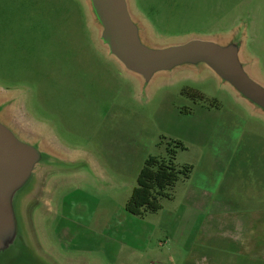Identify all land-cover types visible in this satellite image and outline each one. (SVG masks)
Segmentation results:
<instances>
[{
    "label": "rangeland",
    "instance_id": "obj_1",
    "mask_svg": "<svg viewBox=\"0 0 264 264\" xmlns=\"http://www.w3.org/2000/svg\"><path fill=\"white\" fill-rule=\"evenodd\" d=\"M132 9L156 47L234 32L264 57V0H132ZM98 37L86 0H0V99L14 98L17 128L41 132L60 155L20 194L30 246L0 264H36L39 249L55 264H264L246 254L264 242V114L205 65L144 85ZM174 141L190 178L159 211L129 213L144 159L166 157Z\"/></svg>",
    "mask_w": 264,
    "mask_h": 264
},
{
    "label": "water",
    "instance_id": "obj_2",
    "mask_svg": "<svg viewBox=\"0 0 264 264\" xmlns=\"http://www.w3.org/2000/svg\"><path fill=\"white\" fill-rule=\"evenodd\" d=\"M86 1L99 28L100 46L126 72L140 77L144 85L161 74L175 76L187 68L205 65L250 107L264 114V83L250 72L244 43L236 33L214 40L193 38L181 44L156 47L134 13L131 0ZM11 99L14 98L0 99V260L13 254L9 259L17 261L30 246L28 233L29 237L34 235L31 217L25 213L26 221L22 212H17L18 203L25 199L20 194L32 180L41 183L45 170L53 169L54 160L58 161L60 155L52 150L41 132L35 131L31 137L17 128L10 117ZM35 196L37 193L32 199ZM39 252L36 264H55Z\"/></svg>",
    "mask_w": 264,
    "mask_h": 264
},
{
    "label": "trees",
    "instance_id": "obj_3",
    "mask_svg": "<svg viewBox=\"0 0 264 264\" xmlns=\"http://www.w3.org/2000/svg\"><path fill=\"white\" fill-rule=\"evenodd\" d=\"M183 93L194 98L203 99L197 91L185 89ZM175 144V148H172ZM166 157L149 156L139 172L137 186L134 188L126 209L129 213L143 216L147 212H157L162 209L160 199L170 198L168 190L173 189L181 177L188 179L193 171L192 165L179 168L176 163L177 149H186L180 141L169 144Z\"/></svg>",
    "mask_w": 264,
    "mask_h": 264
},
{
    "label": "crops",
    "instance_id": "obj_4",
    "mask_svg": "<svg viewBox=\"0 0 264 264\" xmlns=\"http://www.w3.org/2000/svg\"><path fill=\"white\" fill-rule=\"evenodd\" d=\"M131 4H132V0H131ZM138 18L143 22L144 26L147 29L148 34L150 35V30L148 28V26L146 25V23L142 20V18L135 13ZM223 37V36H221ZM251 52V51H250ZM244 57L246 59V61H248V63L250 64L249 70L252 73V75L258 79L259 81L264 83V57H261L260 55H257L256 52H252L249 53V51L247 50V45L246 43L244 44ZM146 160V158L144 159V161ZM141 170V168H140ZM140 172V171H139ZM139 175V174H138ZM138 178V176H137ZM260 185V184H259ZM262 186L263 190H264V185H260ZM264 196V195H263ZM262 200V199H260ZM262 238H264V229L262 232V235H260ZM257 241L255 242V244H253V246H255V250H251L250 252H246L247 256H253L254 260H259L257 259L258 257H262V259L264 260V242H260L262 239H256ZM217 244V243H216ZM215 244V245H216ZM55 252V251H54ZM214 254L218 257H220L219 251L218 250H214ZM222 262H228L229 257H222Z\"/></svg>",
    "mask_w": 264,
    "mask_h": 264
}]
</instances>
